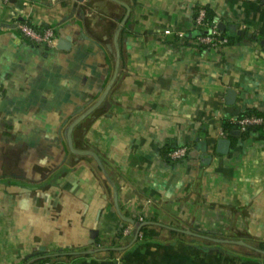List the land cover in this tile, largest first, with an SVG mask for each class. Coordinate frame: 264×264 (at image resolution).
I'll use <instances>...</instances> for the list:
<instances>
[{
    "label": "crops",
    "instance_id": "0c3cea01",
    "mask_svg": "<svg viewBox=\"0 0 264 264\" xmlns=\"http://www.w3.org/2000/svg\"><path fill=\"white\" fill-rule=\"evenodd\" d=\"M199 6L229 45L193 42ZM21 20L54 27L55 45L24 39ZM263 41L264 0H0V264H263L251 247L264 244V133L217 152L225 122L264 114ZM117 51L108 95L72 132L99 163L71 151L67 129L100 100ZM147 223L161 236L143 243Z\"/></svg>",
    "mask_w": 264,
    "mask_h": 264
},
{
    "label": "built area",
    "instance_id": "2783aa9c",
    "mask_svg": "<svg viewBox=\"0 0 264 264\" xmlns=\"http://www.w3.org/2000/svg\"><path fill=\"white\" fill-rule=\"evenodd\" d=\"M9 2L10 0H4ZM18 1V0H17ZM29 1V0H19ZM195 30L196 35L193 38V42L200 47L219 49L230 44V38L224 33V30L220 27V21L215 17H209L208 9L205 6H199L196 9L195 17ZM29 20H21L16 23V27L21 33L22 37L32 43L45 45L52 47L55 45L56 33L52 26H46L37 28ZM179 37L184 38L185 33L179 32ZM229 123L234 125V129L240 133L247 132L250 128L264 125V116L256 114H243L237 117H233L229 120ZM228 133L221 128L220 138H228ZM188 147L182 146L172 150L169 156L172 159H181L186 156ZM133 228L128 225L123 230V236L127 237L131 235ZM141 233H139V236ZM138 236V237H139ZM35 264H50L49 261H44Z\"/></svg>",
    "mask_w": 264,
    "mask_h": 264
},
{
    "label": "water",
    "instance_id": "95a60500",
    "mask_svg": "<svg viewBox=\"0 0 264 264\" xmlns=\"http://www.w3.org/2000/svg\"><path fill=\"white\" fill-rule=\"evenodd\" d=\"M120 5H122L123 7L126 8V15L123 19V24H125V21L126 19L128 18V16L130 15V7L128 5H126L125 3L121 2V1H117ZM220 27L224 30L223 28V25H222V22L220 23ZM253 35L249 34V37H252ZM263 44H264V41H263ZM119 64H120V52L117 51V58H116V69H115V72H114V76L113 78L111 79L110 83L106 86V88L104 89L103 91V94L100 98V100L95 103L94 105H92L89 109H87L84 113H82L79 117H77L76 119H74L72 121V123L69 125L68 129H67V141H68V145H69V148L71 149L72 152L74 153H77L79 155H91L93 156L99 163H100V160L98 159V156L92 152V151H89V150H78L74 147V144H73V139H72V132H73V129L83 120L85 119L93 110H95L97 107H99L102 102L105 100L106 96L108 95L117 75H118V68H119ZM236 98V91L233 90V89H229L228 90V103H233L234 100ZM233 134L234 135H239L240 132L238 130H234L233 131ZM231 145H232V141L231 139L229 138H220L219 141H218V144H217V152L218 153H221V154H228L229 151H230V148H231ZM114 199H115V203H116V207L119 209V206H118V194H117V190L114 186ZM128 222L132 223L133 220L131 219H126ZM143 224L139 225L135 231V239L138 238L139 236V233L141 231V228H142ZM179 230V229H178ZM179 231L183 232V233H186V234H189V235H194V236H198V237H202V238H205V239H209V240H212V241H215V242H231V243H237V244H240V245H244V246H248L244 241H231V240H224V239H219V238H214V237H209V236H206V235H201V234H198V233H195L191 230H184V229H180ZM253 249H255L256 251L258 252H261L264 254V250H261V249H258V248H255V247H251ZM264 264V262H263Z\"/></svg>",
    "mask_w": 264,
    "mask_h": 264
},
{
    "label": "trees",
    "instance_id": "16d2710c",
    "mask_svg": "<svg viewBox=\"0 0 264 264\" xmlns=\"http://www.w3.org/2000/svg\"><path fill=\"white\" fill-rule=\"evenodd\" d=\"M209 17H213L210 12H209ZM34 26H36L37 28L46 27V26L40 27L38 25H34ZM244 114H256V115L264 116V114H261V113H259L257 111H253V110L247 111ZM223 129L228 133V137H230V138H234L235 137L234 134H233V131L236 130V129H234V125L230 124L229 121L224 123ZM255 130H261L264 133V125L252 127L247 132L240 133V134H249L251 131H255ZM123 230L124 229H122V231H121L122 233H123ZM140 233H141V235L138 237V240H140L143 243L151 242L152 240L160 238V236H161L160 232L157 231V229L155 228V225H152V223H147L146 225H144L141 228ZM202 234H205V233H202ZM170 235L174 236V237H177L180 240H183L184 238H189V237L197 238L196 236H190V235H188L186 233H183V232H180L179 230H176V229H171L170 230ZM120 236H122V235H120ZM198 241H202L203 248H206V247H218L219 246V244H217L215 242H211L209 240L200 239ZM256 248L264 250V244L260 243ZM120 250H121V246H112L109 249V253H110V255H114L116 252H118ZM253 252L259 253L255 249L253 250ZM245 257L247 258L249 256H245ZM47 260H49V258L48 257H44V258L38 259L34 263H30V264L44 262V261H47Z\"/></svg>",
    "mask_w": 264,
    "mask_h": 264
}]
</instances>
